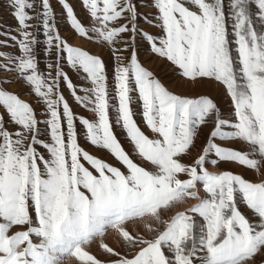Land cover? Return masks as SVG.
I'll return each mask as SVG.
<instances>
[{
	"label": "rangeland",
	"instance_id": "obj_1",
	"mask_svg": "<svg viewBox=\"0 0 264 264\" xmlns=\"http://www.w3.org/2000/svg\"><path fill=\"white\" fill-rule=\"evenodd\" d=\"M0 264H264V0H0Z\"/></svg>",
	"mask_w": 264,
	"mask_h": 264
},
{
	"label": "bare ground",
	"instance_id": "obj_2",
	"mask_svg": "<svg viewBox=\"0 0 264 264\" xmlns=\"http://www.w3.org/2000/svg\"><path fill=\"white\" fill-rule=\"evenodd\" d=\"M81 2V1H80ZM84 10H86V9H84ZM88 11V10H87ZM90 12V11H89ZM3 15V14H2ZM13 21H16V20H13ZM12 21V22H13ZM12 22H10L11 24L10 25H12ZM17 22V21H16ZM16 22H15V24H16ZM12 28V27H11ZM14 29H16V28H14ZM101 29V28H100ZM92 30V29H91ZM12 35H14V33L12 34ZM93 39V38H92ZM193 49V48H192ZM180 50V49H179ZM193 84V83H192ZM141 147V146H140ZM168 152V151H167ZM137 155V154H136ZM191 156V155H190ZM145 157V156H144ZM143 157V158H144ZM170 158V157H169ZM158 162H160V161H158ZM156 164V163H155ZM156 165H158V164H156ZM163 165V164H162ZM173 165V164H172ZM171 169V168H170ZM172 170V169H171ZM170 174V173H169ZM156 181H158V180H156ZM173 182V181H172ZM174 184V183H173ZM168 187V186H167ZM179 198V197H178ZM170 200V199H169ZM163 201V200H162ZM109 205V204H108ZM157 209V208H156ZM157 211V210H156ZM170 217V216H169ZM168 226V225H167ZM132 227V226H131ZM136 229V228H135ZM167 229V228H166ZM195 239V238H194ZM196 240V239H195ZM198 240V239H197ZM124 241V240H123ZM119 242V241H118ZM124 243H126V242H124ZM188 243V242H187ZM119 246V245H118ZM112 248V247H111ZM197 249V248H196ZM197 251V250H196ZM195 251V252H196ZM174 253H175V251H174ZM173 257V256H172ZM176 257V256H175ZM182 257V256H181ZM179 258V257H178ZM175 260V259H174Z\"/></svg>",
	"mask_w": 264,
	"mask_h": 264
}]
</instances>
